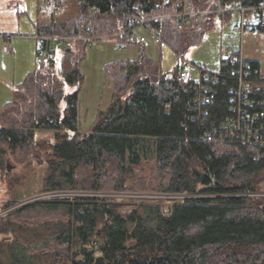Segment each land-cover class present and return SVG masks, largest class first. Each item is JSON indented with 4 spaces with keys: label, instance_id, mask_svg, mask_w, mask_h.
<instances>
[{
    "label": "trees",
    "instance_id": "trees-1",
    "mask_svg": "<svg viewBox=\"0 0 264 264\" xmlns=\"http://www.w3.org/2000/svg\"><path fill=\"white\" fill-rule=\"evenodd\" d=\"M68 1L38 3L55 5L49 11L52 23L40 25L33 38L42 33L81 39L56 45L57 60L38 64L49 42L34 38L35 69L0 111V184L9 177L10 157L25 152L44 168L49 191L127 190L186 198L169 208L142 199L128 215L120 214L119 202L107 199H55L20 207L0 202V264H94L99 257L106 264H264V144L226 132L238 88L231 60H221L219 80L210 83L213 101L201 111L194 104L196 83L183 89L177 81L181 68H198L186 60L188 50L229 15L206 17L198 32L195 20L177 24L159 17L182 12L180 5L216 10L217 0H73L77 15L56 22L55 14ZM220 4L256 8L264 0ZM144 19L151 21L141 28L160 36L159 44L177 56L176 67L170 73L154 71L142 45L139 59L108 64L111 104L99 112L90 132L80 134L79 93L85 80L80 65L93 44L83 38L117 34L113 38L123 47L143 44L124 30ZM250 63L257 73L246 79L251 102L243 109L251 119L264 113V79L259 86L260 66ZM212 129L215 136L207 142ZM38 130L55 134L38 137ZM145 160L153 161L147 172Z\"/></svg>",
    "mask_w": 264,
    "mask_h": 264
},
{
    "label": "rangeland",
    "instance_id": "rangeland-1",
    "mask_svg": "<svg viewBox=\"0 0 264 264\" xmlns=\"http://www.w3.org/2000/svg\"><path fill=\"white\" fill-rule=\"evenodd\" d=\"M41 1H14V4H17L21 11L20 26L22 28V34H33L32 32L37 24L38 12H40V9L47 8L44 12H40V22L42 24H44L43 21H45L50 15L49 11L51 8L53 9L55 4H50V6L48 5L47 7H39L38 3L41 4ZM77 13L78 7L76 2L69 0L61 8L59 7V10L54 17L56 22L64 23L75 17ZM161 17L169 18V15L168 17L166 15ZM229 17H226L227 19L224 23H222L221 20H217L214 30L207 33L199 45L188 50L185 54L187 61L193 62L198 67L208 65L209 69L215 72L220 70L221 60L229 55L231 49H238L240 48L239 45H241L240 38H238V34L234 31V26L239 23L240 16L235 14L233 16L229 15ZM135 34L139 37H144L145 42L139 45L123 47L118 44L116 39L113 38V35H104L101 37H97V35V40L86 49V57L80 65L81 73L85 77L84 84L79 93L81 105L80 134L90 132L99 112L106 111L111 104L113 87L109 82L106 72V66L108 64L124 60L139 59L140 45H142L144 47L145 54L154 61V71L156 70L163 73H170L176 67L178 61L177 56L167 46H161L158 42H156L153 34L141 27L135 30ZM30 38L32 40L25 39V42L19 43L18 46L19 52L16 69L21 75H24L29 68L32 70L35 69L37 57L35 44L37 43V40H35L32 36ZM229 38H233V41H230ZM7 47L9 49L8 45ZM78 48L75 52L78 51ZM242 49L243 56L246 60L260 63L261 80L258 82V85L261 86L262 80L264 79V32L252 30L245 33L244 40L242 42ZM59 66L60 62L58 64V67ZM187 68L198 74V71H196L197 67L188 66ZM5 80L10 82V85H14L15 87L12 88V90L4 89ZM0 81L2 82V85H0V90H2V93H0L1 105L6 99L11 101L15 97L13 90L16 88V81H18V79L16 77H8ZM74 91L76 90L67 87V92L71 93ZM2 108L3 106L1 105V111ZM36 133L38 137H52L55 134V131L38 130ZM152 162V160H145L143 170L146 172L149 171ZM7 165H9L11 171L8 172L9 177L6 178L7 181L0 184V202L2 203L6 201H14L18 203L17 207H20L33 203L55 200L51 197L42 198L48 194H56L59 197L56 199L68 198L70 200L85 198L81 195H87L86 198L99 199L92 196L93 194H98L101 197V200L107 199L108 201L113 200L115 202H119L122 205L119 210L122 215L130 214L136 206L141 203V199L138 195L143 193L127 190H79L66 188L64 190L49 191L48 189H45V183L42 177L44 168L39 166L35 160L33 161L32 157L25 152L22 153V155L16 154L11 156ZM149 194L153 195L148 192L147 195ZM113 196L121 197L119 198ZM165 196H161L163 198L156 199L154 201L158 200V202L165 208H169L180 202V199H177L178 201L176 202V200L169 197V195ZM38 197L41 199L32 200L33 198L36 199ZM44 219H46V217H39V220Z\"/></svg>",
    "mask_w": 264,
    "mask_h": 264
},
{
    "label": "built area",
    "instance_id": "built-area-1",
    "mask_svg": "<svg viewBox=\"0 0 264 264\" xmlns=\"http://www.w3.org/2000/svg\"><path fill=\"white\" fill-rule=\"evenodd\" d=\"M45 2V1H43ZM218 8L216 10H209V11H195L189 6L180 5L179 7L182 9V12H177L174 15H170V18H174L177 24L181 23V20H185L187 22L191 20H195L197 22V31L202 32L203 30V23L206 17L210 15H239L240 21L234 26V31L238 34V38H240L241 45L238 49H231L229 55L227 56L228 59L231 60V63L234 67L233 69V76L238 78V88L233 93L235 97L233 98L235 102V106L231 108L233 114L232 117L227 118L225 121V128L226 132L231 136H240L242 139L246 140L247 142H253L254 144L261 142L264 144V113L254 114L253 117L250 119V116L246 114L245 110L243 109L244 105H249L251 102L249 100V93H250V85L251 83L246 79L252 74L257 73V71L252 72L251 70V63L250 61L246 60L243 56V49H242V42L244 40V34L250 32L252 30H259L264 31V5L256 7V8H244L238 5H232L229 8H222L220 4V0H217ZM168 17V16H167ZM162 18V17H159ZM157 19V18H156ZM155 20V19H154ZM151 19H144L141 22L133 23L128 29L124 30L131 31L134 34V39L138 40L142 43L145 42L144 37H139L135 34V30L137 28L143 27V25L147 24ZM119 34V33H118ZM117 35V34H116ZM114 35V36H116ZM156 42L159 43L160 36L156 33H153ZM35 39L38 40H47L48 49L45 50L40 54L37 59L38 64L43 63L45 61H56L57 60V46H63L68 44L67 42L74 40L69 37H58V36H50L46 37L42 33L37 34L34 36ZM77 39V38H75ZM81 39V38H80ZM89 41L91 44L97 40V38H83ZM230 41H233V38H229ZM5 51H8V47H5ZM198 74L192 72L187 67L181 68L178 71L177 81L178 83L183 86L182 88L185 89L186 85L190 84L191 82L196 83L198 87V91L196 92L194 104L196 105L195 109L201 111L202 107H205L212 103L213 99L210 95L212 92V88L210 87L211 84H215L218 82V72L212 71L209 69L208 65H203L202 67H198L196 69ZM202 115L205 116L202 112ZM253 124H259V126L252 127ZM216 130H208L206 133V141L212 142L215 136ZM133 195V194H132ZM131 195V196H132ZM86 197L87 195H81ZM92 196L101 198L98 194H93ZM139 198L142 199H161L165 195L155 196V195H147V194H140L138 195ZM42 197V196H40ZM40 197L32 200L41 199ZM59 198L56 194H48L42 198ZM113 197H121V196H113ZM168 197V196H165ZM172 199H185L186 195H169ZM98 253V250L97 252Z\"/></svg>",
    "mask_w": 264,
    "mask_h": 264
},
{
    "label": "crops",
    "instance_id": "crops-1",
    "mask_svg": "<svg viewBox=\"0 0 264 264\" xmlns=\"http://www.w3.org/2000/svg\"><path fill=\"white\" fill-rule=\"evenodd\" d=\"M14 1L15 0H0V80L8 77H16L18 79V81H16L18 85L22 83L25 80L26 75L32 71V69L29 68L24 75L17 72L16 67L18 63L19 43L25 42V39L32 40L30 37L35 34L40 25L48 26L52 23V16L50 14L47 19L43 21L44 24H42L40 22V12H38V21L32 32L33 34H22V28L20 26V10L18 9L17 4H14ZM7 45L9 46V49L6 52L5 47ZM35 46L37 51V43ZM256 63L260 66L259 62ZM0 85H2L1 81ZM14 87V85H10V82L5 80L4 89L12 90ZM0 93H2V90H0ZM7 102H9V99H6L1 105L4 106Z\"/></svg>",
    "mask_w": 264,
    "mask_h": 264
},
{
    "label": "water",
    "instance_id": "water-1",
    "mask_svg": "<svg viewBox=\"0 0 264 264\" xmlns=\"http://www.w3.org/2000/svg\"><path fill=\"white\" fill-rule=\"evenodd\" d=\"M7 170H8V172L11 171L9 165H7ZM94 264H106V263H105V261H104L103 258L99 257V258H97V259L95 260V263H94Z\"/></svg>",
    "mask_w": 264,
    "mask_h": 264
}]
</instances>
